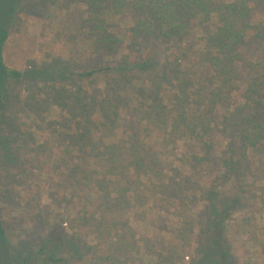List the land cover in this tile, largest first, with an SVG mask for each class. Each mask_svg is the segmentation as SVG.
I'll use <instances>...</instances> for the list:
<instances>
[{
	"label": "rangeland",
	"instance_id": "obj_1",
	"mask_svg": "<svg viewBox=\"0 0 264 264\" xmlns=\"http://www.w3.org/2000/svg\"><path fill=\"white\" fill-rule=\"evenodd\" d=\"M251 4L253 20H264V3L252 0ZM133 16L128 11L114 25L129 26ZM83 17V5L79 3L21 0L2 46L6 66L19 71L42 68L49 75L44 80L21 77L4 81L0 109V221L13 263L24 260L22 264H83L86 254H107L109 241L119 232L133 247L127 252L120 249L118 264H197L201 258L200 227L212 199L231 207V215L224 223L230 264H264V198L259 190L264 184V143L247 157L241 182L222 181L218 178L222 168L213 161L203 162L206 165L200 166L201 171L196 170L187 159L194 150L192 144L188 140L168 141L161 128L141 121L142 113L136 108L140 91L149 87L160 106L186 110L192 117L201 115L206 88H189V94H194L179 109L175 103L183 89L175 94L172 79L156 75L163 69L167 73V54H175L183 63L188 58L185 50L171 40L150 37L137 43L126 41L115 57L104 50L94 51L80 27ZM112 22L109 20V25ZM261 45V40L253 39L240 46L243 61L237 68L241 81L246 77L245 61L253 60ZM121 54L128 62L150 60L156 67L139 72L131 80L129 90L135 97L132 105L119 110L113 143L117 139H146L152 153L158 150L161 167L154 178L136 186L127 187L121 181L119 189L125 192V202L113 209L107 198L113 194L114 185L107 186L95 175L86 178L75 173L71 164L86 166L85 161L65 154L70 101L61 106L64 100L57 96L61 88L76 87L89 96L92 89L102 94L105 80L114 72L101 69L117 63ZM241 84L228 105V111L234 110L238 115L249 111V104L241 95ZM205 121H210L209 117ZM215 123L212 127L221 130L222 122L216 119ZM144 124L148 127L143 133ZM122 143L121 150L127 149V143ZM221 144L227 146L224 134ZM220 155L216 147L213 156ZM198 173L205 175L199 179ZM214 190L220 193L216 199L211 197ZM102 208L111 229L109 233L97 234L92 225L97 223ZM55 233L64 239L60 249H53L51 243L44 245ZM81 240L91 249L84 251ZM50 253L62 258V262L47 260ZM10 261L7 248L1 246L0 264Z\"/></svg>",
	"mask_w": 264,
	"mask_h": 264
},
{
	"label": "trees",
	"instance_id": "obj_2",
	"mask_svg": "<svg viewBox=\"0 0 264 264\" xmlns=\"http://www.w3.org/2000/svg\"><path fill=\"white\" fill-rule=\"evenodd\" d=\"M0 0L3 12L0 14V109L3 102L4 81L7 78L48 79L49 75L42 68H30L19 71L6 66L2 57V46L7 39L8 25L13 19L16 7L21 0ZM65 3L83 5L84 17L80 27L84 30L87 42L94 51L104 50L110 56H116L126 41L131 43L142 38H163L171 40L185 50L188 58L181 63L175 54L166 55L167 73L164 69L157 71L161 79L170 77L174 83V93L183 91L175 105L183 106L188 102V89L206 88L201 115L189 116L186 110H174L159 105L149 87L140 91L137 110L142 113L141 121L161 128L169 139L176 141L188 140L194 150L188 153L196 170H200L203 162L213 161L222 168L218 178L224 182L236 180L241 182L244 163L256 148L264 143V20L255 22L251 9L252 0H63ZM264 0H254V2ZM252 5V7H251ZM132 11L133 20L129 26L114 25L122 14ZM112 20L113 25H109ZM262 41L260 53L253 60L245 61L246 77L241 81L237 65L243 56L239 51L247 41ZM188 50V51H186ZM243 61V60H242ZM176 65H172V63ZM155 63L150 60L128 62L121 54L117 63L106 66L102 70L114 72V76L105 80L104 92L97 94L93 89L91 96L82 93L81 89L61 88L58 98L64 100L61 106L70 101L71 114L68 126V139L64 147L65 154L75 155L81 163L71 164L77 174L91 178L98 176L104 183L114 185V192L107 201L113 209L125 202V192L119 189V183L125 182L127 187L136 186L140 181L154 178L155 172L161 167L158 150L152 153L148 140L139 137L130 138L128 142L117 139L114 144L113 128L119 120V110L132 105L134 94L129 90L131 80L139 72L154 69ZM94 72H89L93 74ZM205 83H204V82ZM241 84L242 98L249 104V111L238 115L228 111L230 99ZM190 95V96H189ZM189 96V97H188ZM186 102V103H185ZM98 115V118H95ZM209 117L210 121H205ZM216 119L222 122V129L216 131L212 126ZM147 124L143 126V133ZM225 135L227 146L221 144ZM114 139V140H113ZM127 143V149L121 150ZM216 147L220 156H213ZM199 166V168H198ZM84 171L86 172L85 174ZM205 175V174H204ZM203 175V176H204ZM198 173V178L202 179ZM142 179V180H141ZM264 183V175L262 178ZM124 188L125 190L127 189ZM119 189V190H118ZM118 190V191H117ZM264 198V184L259 189ZM219 191L214 190L211 197L216 199ZM209 199L206 206V218L200 227L202 239L199 240L201 258L197 264H230L229 243L225 238V221L231 215V207L220 205ZM127 204V203H126ZM93 224L97 234L109 233L107 215L102 208ZM115 225V223L113 224ZM114 227V226H113ZM59 230H57L58 233ZM119 231V230H116ZM57 233L48 238L44 245L51 243L53 249H60L64 239ZM126 236L116 232L109 241L110 251L107 254L85 255L83 264H118L120 249L131 251L133 245L127 243ZM84 251L91 247L81 240ZM44 245L41 249H43ZM7 248L10 264L13 263L8 247L4 228L0 221V247ZM90 253V252H89ZM53 253L47 260L62 262V258H54ZM24 260L19 261V264Z\"/></svg>",
	"mask_w": 264,
	"mask_h": 264
}]
</instances>
